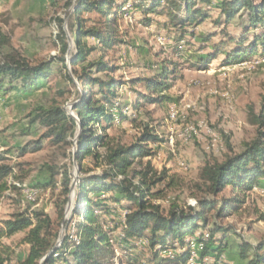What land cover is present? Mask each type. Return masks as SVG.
Masks as SVG:
<instances>
[{
  "label": "rangeland",
  "instance_id": "1",
  "mask_svg": "<svg viewBox=\"0 0 264 264\" xmlns=\"http://www.w3.org/2000/svg\"><path fill=\"white\" fill-rule=\"evenodd\" d=\"M116 1L126 6L117 16V43L105 54L107 49L95 40L83 38L85 48L93 50L87 53L84 62L73 67L79 27L83 31L97 28L102 19L99 14H80V0H0V64L20 59L33 67L50 65L49 78L39 81L32 90L0 93V156H7V164L14 168L9 190L0 196V226L16 214L36 212L51 220L58 233L57 244L60 237L63 241L68 234L75 239L76 220L72 221V217L79 206L77 184L83 177L101 176L106 170L101 160L86 158L81 171L76 159L82 127L73 107L85 93L77 78L85 72L93 79L123 84L118 90L117 104L129 119L117 118L108 131L113 143L127 147L139 144L145 126L159 139L158 143L147 145L153 156L136 161L133 166L137 172L150 168L156 175V180L151 176L149 181V184L156 182L150 185L151 204L168 216L173 208L189 211L192 201L197 202L196 209L200 211L199 202L207 200L213 205L206 213L207 228L199 229L196 236L214 227L222 228L224 232L217 237L223 238L226 248L220 264H247L240 258L243 244L256 246L264 240V181L250 192L239 194L227 187L222 194L210 196L203 178L206 166L240 154L258 138L261 130L255 118L264 111V49L259 46L256 55L241 63L226 64L227 55L237 50V41L243 35L240 28H250L247 14L227 24L217 8L222 0H214L211 7L196 6L195 10L208 15L207 21L182 27L167 13L159 15L136 9L147 6V0ZM253 2L260 5L264 0ZM176 13L179 18H186L185 8ZM249 30L245 49L262 32L260 28ZM63 35L69 46L66 53ZM203 37L208 39L207 46L201 44ZM187 43L190 45L185 47ZM207 55L216 57L208 63L198 60L199 56L207 58ZM101 60L115 69L102 73L89 67ZM171 61L174 66L167 67L176 69V73L172 89L164 93L168 100L162 104L145 103L135 109V103L143 96L158 98L159 94L147 91L144 81L156 77L163 65ZM6 84L9 88L8 80ZM17 84L14 82L12 86ZM53 108L63 109L78 123L74 136L60 144L52 143L49 128L34 122L40 110ZM172 114H176V121H172ZM96 129L101 135V129L98 126ZM171 135L173 145L169 143ZM37 144L42 148L35 152L33 147ZM24 148L27 153L22 154ZM98 150L104 152L103 148ZM66 175L71 179L69 192ZM159 178L161 181H157ZM111 196L106 194L101 199ZM234 199L244 200L242 208L221 216L225 201ZM107 206L110 215H104L103 221L115 241V254L104 264H119L122 258L125 262L129 254L141 263L152 264L153 253L145 242L136 247L122 243L128 203L110 202ZM25 238L26 232H21L2 240L9 248L8 264L27 258L30 246ZM179 248L176 243L171 254L178 253ZM201 264H219V260L207 256Z\"/></svg>",
  "mask_w": 264,
  "mask_h": 264
},
{
  "label": "trees",
  "instance_id": "2",
  "mask_svg": "<svg viewBox=\"0 0 264 264\" xmlns=\"http://www.w3.org/2000/svg\"><path fill=\"white\" fill-rule=\"evenodd\" d=\"M214 0H147V6H136V9H144L148 13L165 15L178 20L181 26L199 25L197 22L207 21L208 15L202 10H195L198 4L211 7ZM164 3V4H163ZM166 4V5H165ZM116 0H80L78 10L83 13H97L101 16L97 28L88 31L78 30L75 44L78 53L72 61V66L86 60L87 50L82 41L83 38L95 40L105 50L113 48L117 43V16L125 8ZM148 8V10H147ZM185 8L186 18H179L177 12ZM220 16L227 24L233 22L237 16L247 14L248 29L241 27L243 35L238 39L237 50L226 57V64L241 63L247 57L256 55L259 46L264 49V2L256 5L253 0H222L217 6ZM109 16H111L109 20ZM220 19V18H219ZM220 21V20H219ZM150 23L152 21H149ZM220 24V22H218ZM262 29L254 37L252 46L249 49L243 48L248 42L249 29ZM185 34H190L186 32ZM63 53L68 50L66 37L63 35ZM186 37V36H184ZM208 39L203 37L201 44L207 46ZM190 43L185 44L187 47ZM199 56L198 60L208 63L216 56ZM65 63V62H64ZM65 65V64H64ZM174 66L171 61L163 65L162 72L152 79L145 80L146 89L153 94H159L154 99L151 96H143L142 100H137L134 107L145 103H164L168 97L164 93L172 89L173 77L176 69H169L167 66ZM96 67L98 72L107 73L112 71L106 62L102 60L97 64L89 65ZM87 68H85V71ZM50 65L41 64L33 67L26 61L11 59V61L0 64V93L9 90L30 91L37 86L39 81L49 78ZM84 87L85 93L81 100L73 107L79 118L82 127V134L78 140L76 152L77 163L82 170V162L86 158L99 161L106 167L103 175L83 177L77 184L79 206L75 209L72 221L75 223V239L71 235H66L61 246L57 248L58 233L54 229L51 220L40 213L16 214L10 220L0 226V264H8L10 261L9 248L2 240L12 237L18 233L26 232L25 243L30 246L28 256L25 260L16 264H104L114 258L115 241L111 231L105 229L104 215H110L107 203L114 202L121 204L122 201L128 203L125 209L129 212L126 222L123 225L125 238L123 244L126 246L145 242L147 249L153 253L152 264H187L190 252L186 251L175 258L163 257L162 253L174 250L176 243L184 249L187 240L196 238L197 242H202V237H196V232L207 228V211L213 205L207 200L199 202L200 211L190 208L189 211L177 210L173 208L168 216H164L159 207L150 202V177L155 180L156 175L149 168L146 172L133 170L136 161L153 156L151 149L147 148L149 143H158L159 139L145 126L144 134L139 144L124 146L115 144L108 138V131L117 122V118H126L125 111L117 104L118 90L123 85L115 80L103 81L93 79L91 75L83 72L77 77ZM9 81L7 88L6 81ZM70 81H72L70 79ZM14 82L18 84L12 86ZM136 82H132L135 84ZM13 87V88H12ZM96 89V92L94 90ZM39 121L44 127L50 129L49 138H53L54 144L66 142L68 137L74 136L78 127L76 120L71 118L63 109L53 108L50 110H40L34 119ZM255 123L261 129L258 138L251 144L246 145L243 152L228 157L225 162L206 166L203 178L206 185V193L210 196H218L227 187H232L239 194L252 191L264 181V111L260 117L255 118ZM101 129L99 135L96 127ZM42 146L35 145L33 151H38ZM99 148L104 152L100 153ZM22 154L27 153V148L21 150ZM8 157L0 156V196L9 190V180L13 177L12 166L7 164ZM139 179V183H137ZM163 179V178H162ZM157 181H161L159 178ZM66 191H70L71 179L65 176ZM111 194L110 198L101 199L103 195ZM94 196V198H91ZM234 203V204H233ZM244 200H227L224 203V212L221 216L237 211L244 205ZM210 240L205 243L202 258L206 256L219 258L225 253L226 245L223 238H218L217 234L224 232L222 228L214 227L208 230ZM203 233V232H202ZM131 253V252H129ZM121 259V264H148L141 263L138 258L132 256ZM241 260L247 264H264V240L258 245L243 244L240 251Z\"/></svg>",
  "mask_w": 264,
  "mask_h": 264
},
{
  "label": "built area",
  "instance_id": "3",
  "mask_svg": "<svg viewBox=\"0 0 264 264\" xmlns=\"http://www.w3.org/2000/svg\"><path fill=\"white\" fill-rule=\"evenodd\" d=\"M171 119H172V121H176V114H172L171 115ZM169 143L171 145L174 144V136L173 135H171V137L169 139ZM190 206L193 209H196L198 204H197L196 201H192L190 203ZM128 214H129L128 211L124 212V223L123 224H125L126 216ZM196 237H202L201 238L202 242H197L196 238H191L190 240H187V245H186V247L184 249H182V248L180 249L179 248L177 250L178 253L173 255V254H171L172 252L169 251V252L162 253V256L163 257H169V258H175L176 256H180L184 252L189 251L190 252V257H189V260H188L187 264H201V260L207 258V256L202 258L201 254L204 251L205 243L210 240V234H209V232L205 231V232L201 233L199 236H196ZM224 257H225L224 254H222L219 258H215V259H218L219 260V264H220L223 261ZM119 264H121V263H119Z\"/></svg>",
  "mask_w": 264,
  "mask_h": 264
},
{
  "label": "water",
  "instance_id": "4",
  "mask_svg": "<svg viewBox=\"0 0 264 264\" xmlns=\"http://www.w3.org/2000/svg\"><path fill=\"white\" fill-rule=\"evenodd\" d=\"M75 188V183L72 185V189H74ZM62 239H61V237H60V240H59V243L57 244V248H59L60 246H61V244H62ZM61 242V243H60ZM60 244V246H58Z\"/></svg>",
  "mask_w": 264,
  "mask_h": 264
}]
</instances>
